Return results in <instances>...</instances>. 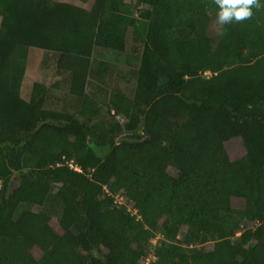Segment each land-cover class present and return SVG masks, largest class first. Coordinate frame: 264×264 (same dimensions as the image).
<instances>
[{"label":"trees","instance_id":"16d2710c","mask_svg":"<svg viewBox=\"0 0 264 264\" xmlns=\"http://www.w3.org/2000/svg\"><path fill=\"white\" fill-rule=\"evenodd\" d=\"M216 12L0 0V264H264V3L239 22ZM32 49L70 73L61 97L23 92ZM97 50L140 60L107 111L87 92Z\"/></svg>","mask_w":264,"mask_h":264},{"label":"rangeland","instance_id":"374dc122","mask_svg":"<svg viewBox=\"0 0 264 264\" xmlns=\"http://www.w3.org/2000/svg\"><path fill=\"white\" fill-rule=\"evenodd\" d=\"M55 1L74 3L71 0ZM93 2L94 0H91L89 4H92ZM124 3L126 5L132 6V14L134 15V17H138L140 10L148 7L151 3V0H143L142 3H139L138 0H124ZM89 4L87 5V3H85L84 1L79 0V2L75 5L87 8ZM56 59L57 55L54 53L44 52L37 49L30 50L27 59L25 81L23 83L24 93L30 90L34 83L53 86L51 88V92L52 94H56L58 97H61L63 93L69 90L71 75L68 72L60 73L57 70ZM101 63L107 64V70L105 74L99 77L97 72L101 69ZM139 63V57L135 55L133 59H127L122 54L97 50L92 59V71L90 72L87 92L101 103L104 111H107L108 101L111 93H119L120 95L131 98L133 96L135 85L137 82V67L135 66H138ZM53 102L55 104L52 103L50 107H58L57 104L59 103H57L56 101ZM118 120L124 121L122 117H119ZM228 149L232 157H241L243 154L239 141H233ZM166 163L172 168L176 167V164L172 158H166ZM17 184V176H14L11 185L12 187H15L17 186ZM117 202L119 204L120 202L123 203L122 198L119 197ZM128 210L130 209L128 208L127 211ZM131 214L135 215L136 211L131 210ZM241 230L242 232L248 230L247 225L242 224ZM238 236H240V233L238 234ZM181 240L182 235L180 234L177 238V242L181 243ZM216 241L217 240L214 237L212 238L210 243L204 246L208 253L212 252L213 243H215ZM153 244H156V242ZM37 254L38 252L35 251V255Z\"/></svg>","mask_w":264,"mask_h":264},{"label":"clouds","instance_id":"9594fccd","mask_svg":"<svg viewBox=\"0 0 264 264\" xmlns=\"http://www.w3.org/2000/svg\"><path fill=\"white\" fill-rule=\"evenodd\" d=\"M264 0H214L216 18L220 24L239 22L253 15V7L259 8Z\"/></svg>","mask_w":264,"mask_h":264},{"label":"built area","instance_id":"2783aa9c","mask_svg":"<svg viewBox=\"0 0 264 264\" xmlns=\"http://www.w3.org/2000/svg\"><path fill=\"white\" fill-rule=\"evenodd\" d=\"M205 75H206V76H211L212 73L208 71V72L205 73ZM70 167H71V168H74L76 171H80V168L74 166V165H73V162L70 164ZM118 199H119V198L117 197V200H118ZM117 203H118V202H117ZM118 204H119V203H118ZM121 204H122V203L120 202L119 205H121ZM128 211L131 212V209L128 210ZM155 242H157V239H153V240H152V243H155ZM154 245H155V244H154ZM156 261H157V257H156V255H155L153 252H151L148 256L142 258V264H153V263H155Z\"/></svg>","mask_w":264,"mask_h":264},{"label":"crops","instance_id":"0c3cea01","mask_svg":"<svg viewBox=\"0 0 264 264\" xmlns=\"http://www.w3.org/2000/svg\"><path fill=\"white\" fill-rule=\"evenodd\" d=\"M72 2H74V3H71L70 2V4H73V5H75L76 3H78L79 2V0H71ZM83 1V0H82ZM82 7V6H81Z\"/></svg>","mask_w":264,"mask_h":264}]
</instances>
